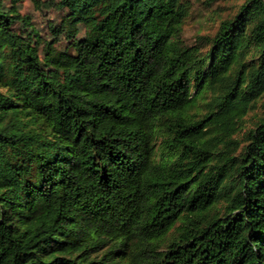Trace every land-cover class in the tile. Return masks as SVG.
Here are the masks:
<instances>
[{
    "label": "trees",
    "instance_id": "1",
    "mask_svg": "<svg viewBox=\"0 0 264 264\" xmlns=\"http://www.w3.org/2000/svg\"><path fill=\"white\" fill-rule=\"evenodd\" d=\"M61 1L60 82L0 7V264H264V0Z\"/></svg>",
    "mask_w": 264,
    "mask_h": 264
},
{
    "label": "rangeland",
    "instance_id": "2",
    "mask_svg": "<svg viewBox=\"0 0 264 264\" xmlns=\"http://www.w3.org/2000/svg\"><path fill=\"white\" fill-rule=\"evenodd\" d=\"M190 13L183 26V39L199 42L201 37L213 35L221 18L232 15L242 0H189ZM0 7L18 14L14 32L38 46L44 69L56 82L68 80L72 69L48 63V51L53 54L67 51L85 35V25L76 18L61 0H0Z\"/></svg>",
    "mask_w": 264,
    "mask_h": 264
}]
</instances>
